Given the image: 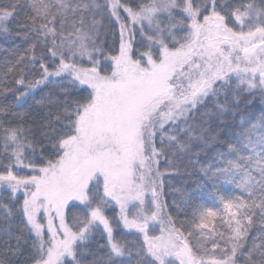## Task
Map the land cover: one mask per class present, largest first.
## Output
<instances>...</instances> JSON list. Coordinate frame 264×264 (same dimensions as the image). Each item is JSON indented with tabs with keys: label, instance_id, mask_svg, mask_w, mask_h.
<instances>
[{
	"label": "snow or ice",
	"instance_id": "1",
	"mask_svg": "<svg viewBox=\"0 0 264 264\" xmlns=\"http://www.w3.org/2000/svg\"><path fill=\"white\" fill-rule=\"evenodd\" d=\"M0 36V264L25 231L31 264H264V110L226 120L264 102V0H0ZM181 166L247 195L173 219Z\"/></svg>",
	"mask_w": 264,
	"mask_h": 264
},
{
	"label": "trees",
	"instance_id": "2",
	"mask_svg": "<svg viewBox=\"0 0 264 264\" xmlns=\"http://www.w3.org/2000/svg\"><path fill=\"white\" fill-rule=\"evenodd\" d=\"M105 23H106L105 31L111 30L114 32L116 30L115 28H111L110 25H107V22ZM104 39L105 37L102 34L99 42H103ZM107 40H108V43L112 42L110 36L107 37ZM13 47L22 50L23 47H26V45L21 40L17 39L15 36L9 37L7 39H5L3 36H0V48L11 49ZM104 50L107 51L109 54H113L111 49H104ZM4 55L5 54L3 52H0V58H2ZM85 66L87 67L88 65L85 64ZM105 67L107 68V64L105 65ZM50 87L54 88L55 86H50ZM44 91H48V89H44ZM39 96H40V93L38 92L36 98H39ZM249 101H251L250 104H249ZM9 102H13L11 97H9ZM31 104H32V99L29 98L27 99L26 102L21 101V104L15 107L14 110L17 112H26ZM262 110H263V107H262L261 99L259 98L258 93L256 94L255 97L246 96L244 99V102L240 105V108H239L240 115L236 116L235 118H233L232 116H228L226 118L227 123H228V132H229L228 139L229 140L233 139V137L230 135L231 133H239L241 131V128H240L241 117L247 119V117L249 116H253V115L259 116ZM220 130L223 131L224 129L221 128ZM220 150L223 151V149H220ZM211 155L212 154L210 153L209 156ZM165 167L166 166L163 164V162H161V171H164ZM181 171H182L181 175L173 176L166 182L165 189H164V199L168 201L167 211L172 214L173 219H176V214H175V209H173L171 206V202L175 200L177 203L181 204V207H183L182 205L185 204L184 202L186 199V194L188 193H191V201L188 204L184 205L183 209L186 213H190L191 211L195 210L192 207V205L203 206L205 208L211 205L210 202L205 198V196L203 197V195L200 193V188H201L200 184H201L202 177L199 175L198 166L196 169L192 167H188L187 172L189 174H183L184 172L183 166H181ZM224 194H225V191H223L222 189H219L216 191L217 196L218 195L223 196ZM6 198H7L6 193H0V200H3L4 202H6ZM11 223H13V225L17 228H22V225L19 224L18 220L11 221ZM3 227H4V221L0 219V228H3ZM255 231L256 229L253 230V234H255ZM122 232L124 231L117 228L116 229L117 237H119V235ZM17 234H20V233H17ZM22 240L26 241V243L23 244V248H22V251L24 254L18 258L13 259L12 264H31V261L28 259V257L31 254V250H30L31 238L27 235L26 231L22 235ZM97 243L100 245L104 244V240L99 236V234H97L96 241L93 242L92 248L94 251L100 252L101 256L105 255V252L103 250L97 248Z\"/></svg>",
	"mask_w": 264,
	"mask_h": 264
},
{
	"label": "rangeland",
	"instance_id": "3",
	"mask_svg": "<svg viewBox=\"0 0 264 264\" xmlns=\"http://www.w3.org/2000/svg\"><path fill=\"white\" fill-rule=\"evenodd\" d=\"M261 104L264 110V102L261 101ZM200 187H201L200 193L203 195V197L205 196V198L210 202L211 205H209L208 207L211 208H220L221 200L226 196L231 197L234 195H244L246 197L247 195L246 193L243 192L242 189L237 188L235 184H231V183H217L214 185L213 183L202 179ZM219 189L225 191V194L223 196L216 195V191ZM184 205H182L183 206L182 208H184ZM216 223L219 224V221H216ZM177 226L179 227V225ZM150 234H159L158 229L153 228ZM117 239L121 241H128V240H135L136 237L124 231L119 235V237H117ZM207 246L211 247L210 244H208ZM124 264H127V261H124Z\"/></svg>",
	"mask_w": 264,
	"mask_h": 264
}]
</instances>
